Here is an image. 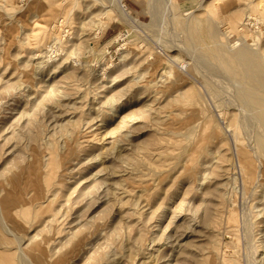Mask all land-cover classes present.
I'll list each match as a JSON object with an SVG mask.
<instances>
[{
	"label": "rangeland",
	"instance_id": "rangeland-1",
	"mask_svg": "<svg viewBox=\"0 0 264 264\" xmlns=\"http://www.w3.org/2000/svg\"><path fill=\"white\" fill-rule=\"evenodd\" d=\"M121 1L147 29L108 0H0V264L264 257L263 128L205 30L264 62V0Z\"/></svg>",
	"mask_w": 264,
	"mask_h": 264
},
{
	"label": "bare ground",
	"instance_id": "bare-ground-1",
	"mask_svg": "<svg viewBox=\"0 0 264 264\" xmlns=\"http://www.w3.org/2000/svg\"><path fill=\"white\" fill-rule=\"evenodd\" d=\"M166 1L168 5L175 7L173 0H166ZM108 2L110 3V7L117 9L121 18L133 28H136V29H147L148 28V26L143 25V23H141L137 18H135L130 13V11L124 6L121 0H108ZM207 21L208 22H206L205 24L206 35L212 40L213 44L215 45V49L217 52L215 59L217 60L220 67L224 70L222 72L227 73L230 76V78H232L233 80H236L240 84V90L238 93L239 98L242 103H245L246 105L256 110L257 118L260 121L259 123H261V126L263 128L262 133H264L263 132L264 130V62L259 57V54L255 53L253 50L249 49L246 46H242L235 51H230V50L228 51V50L222 49L221 47L224 48V46H220L222 44L221 42L218 44L219 40H217L218 37H220L218 36L219 35L218 30L216 29L215 25L213 26V24L211 23L212 21L211 22H209V20ZM197 23H199L198 20H196V25H199ZM192 26H193V23H192ZM198 27L200 28V26ZM190 29H191V26L189 27L188 30L186 29L188 31L186 32L188 33L189 36L187 34L186 35L189 37L188 39L190 40L189 42L190 45L192 44L193 46L194 44L199 43L200 41L198 38V32L200 30L197 31L198 29L197 30L196 29L190 30ZM57 38L58 36L56 37V39ZM194 47L195 46L191 48H194ZM257 146H258V150L263 154L262 155L263 160H261L260 162L261 171L259 173L257 171L259 178H257V175L254 174L257 167L255 168V165L249 159L245 158L244 160V157H242L241 164L243 166L242 168L244 169V171L247 174H249L247 176L249 179L252 177L255 178L254 176H256L258 180L264 181V157H263L264 156V134L262 135V138L258 139ZM257 164H259V162ZM244 177L246 176L244 175ZM253 181L254 180H252V182ZM245 182L247 181L245 180ZM248 241H249V236H248ZM250 242H248V244ZM251 256L252 255H249V257ZM257 257H255L256 259L254 258L252 259V257L249 258L250 262L248 261L249 262L248 264H261L264 262V257L259 258V259H257Z\"/></svg>",
	"mask_w": 264,
	"mask_h": 264
}]
</instances>
